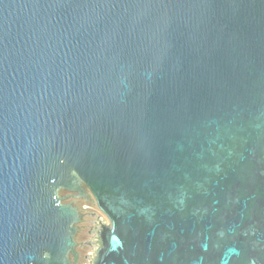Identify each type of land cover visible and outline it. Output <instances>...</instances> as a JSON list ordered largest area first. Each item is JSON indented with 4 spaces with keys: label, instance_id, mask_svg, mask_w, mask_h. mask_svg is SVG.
<instances>
[{
    "label": "water",
    "instance_id": "95a60500",
    "mask_svg": "<svg viewBox=\"0 0 264 264\" xmlns=\"http://www.w3.org/2000/svg\"><path fill=\"white\" fill-rule=\"evenodd\" d=\"M0 264H264V0H0Z\"/></svg>",
    "mask_w": 264,
    "mask_h": 264
},
{
    "label": "rangeland",
    "instance_id": "374dc122",
    "mask_svg": "<svg viewBox=\"0 0 264 264\" xmlns=\"http://www.w3.org/2000/svg\"><path fill=\"white\" fill-rule=\"evenodd\" d=\"M84 209V221L82 222L83 224V230H84V234L83 237L81 239V241L83 240H87L89 239L91 236L89 235V231L90 229L93 228L94 226V222L97 221V219L100 218V216L97 214V212L91 207V205L86 202L85 204H83ZM83 254H86L87 251H82Z\"/></svg>",
    "mask_w": 264,
    "mask_h": 264
}]
</instances>
